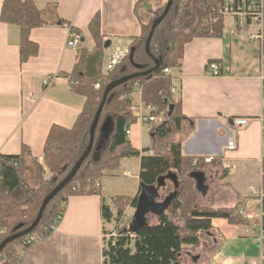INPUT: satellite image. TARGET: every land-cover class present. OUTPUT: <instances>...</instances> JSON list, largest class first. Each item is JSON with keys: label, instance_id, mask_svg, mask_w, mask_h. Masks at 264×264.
I'll list each match as a JSON object with an SVG mask.
<instances>
[{"label": "crops", "instance_id": "1", "mask_svg": "<svg viewBox=\"0 0 264 264\" xmlns=\"http://www.w3.org/2000/svg\"><path fill=\"white\" fill-rule=\"evenodd\" d=\"M140 1L35 0L50 26L32 30L31 40L39 46V55L21 64L20 28L1 20L5 0H0V155L19 156L26 146L31 157L44 167V179L51 177L44 165L50 130L55 125L72 129L87 101L73 92L69 75L81 65L86 78L102 76L109 49H132L142 34L136 12ZM98 14L101 47L89 30ZM61 21L65 24L60 25ZM73 29L82 38L78 51L67 47ZM254 34V25L242 29L234 19L225 18L220 36L195 38L186 45L181 66L172 68V89L176 91L174 99L182 102L184 117L194 120V132L188 138L182 134L172 139L160 137L159 125L140 121L141 116L154 114L143 104L138 85L132 95L137 121L128 127L130 146L141 153L150 149L146 155L153 156L165 151L170 142L184 140L185 157L205 161L211 158L217 163L195 170L190 177L199 204L221 209L243 203L242 215L251 222L232 225L226 219H213L210 240L198 250L205 257L194 252L193 257L189 256L193 264H264V208L251 191L261 189L264 166V124L258 119L264 115L263 42L252 40ZM210 63L220 66V76L211 73ZM47 79L52 80L49 87L44 85ZM238 117L255 121L238 130L232 122ZM164 124L167 125L165 119ZM102 134L95 161L105 148L108 130ZM232 139L237 141L235 151L228 149ZM127 149L128 145L122 146L117 155ZM141 160L142 156L120 161L119 171L126 178L134 177L131 168L135 170L138 184L133 196L108 199L101 182V195L71 197L58 228L26 250L21 264H103L106 233L114 231L115 224L103 220L102 204L115 212L116 197L135 198L139 194ZM28 166L32 177V160ZM117 172L106 171L104 178L116 177ZM19 196L22 199L23 193Z\"/></svg>", "mask_w": 264, "mask_h": 264}, {"label": "trees", "instance_id": "2", "mask_svg": "<svg viewBox=\"0 0 264 264\" xmlns=\"http://www.w3.org/2000/svg\"><path fill=\"white\" fill-rule=\"evenodd\" d=\"M143 2L145 0L139 2L136 11L142 34L135 39L131 54L120 63L115 72L88 79L83 75L81 65H77L69 75L73 92L84 96L87 101L72 129L55 125L50 130L44 152V165L51 177L44 179V167L31 157L26 146H23L19 156L0 155L1 245L7 238L33 225L44 200L68 177L84 155L90 144L91 127L107 86L129 75L152 71L156 66L155 59L161 62L159 70L130 80L110 93L96 131L93 150L77 176L47 206L38 227L31 234L4 248L0 254V264H21L22 254L28 250L24 242L35 235L50 237L54 232L53 224L63 211L62 206H66L71 197L101 195V184L98 187L97 182L101 183L106 171L118 170L121 159L125 157L142 156L140 190L135 198L116 197L115 212L103 202V220L115 224L114 231L106 233L109 238H105L103 264H193L187 253L197 252L210 240L213 219H226L232 225L251 224L242 215L243 203L233 208L221 209L199 204L195 184L190 177L195 170L205 165H216L214 160L207 163L205 159L185 157L182 153L184 140L170 142L165 151L156 152L153 156L146 155L150 149L141 153L131 147L127 140L128 127L137 121L132 111V95L137 85L142 91L143 104L155 109L154 116H163L166 120L168 126L161 124L157 129L160 137L172 139L182 134L184 138H188L194 132V120L184 117L181 100L174 99L172 94L173 76L164 71L181 66L185 47L195 38L220 36L223 30V19L215 21L210 28L203 24L204 19L212 14V0H174L170 12L155 30L152 28L153 24L163 15L167 3L153 20L145 22L141 14ZM1 20L20 28L21 64L39 55V46L31 40V32L50 24L43 20L35 0H5ZM59 24L64 25L65 22L61 21ZM89 30L97 46H103L100 14L93 19ZM73 32L77 31L73 29ZM152 32L150 55L146 44ZM97 84L101 85L100 89H96ZM105 129L108 130L106 145L99 160L95 161L93 157ZM124 145H128L127 151L121 156L117 155V150ZM29 160L38 169L40 177L37 187L30 186L27 179ZM161 187H165L167 196L162 200L164 211L159 215L160 223L156 226L130 227V223L125 222L128 208L138 209L142 197H149L153 208L158 197L155 193ZM20 192L23 193L22 200L18 199ZM178 218L183 221V225L176 223Z\"/></svg>", "mask_w": 264, "mask_h": 264}, {"label": "built area", "instance_id": "3", "mask_svg": "<svg viewBox=\"0 0 264 264\" xmlns=\"http://www.w3.org/2000/svg\"><path fill=\"white\" fill-rule=\"evenodd\" d=\"M212 14H210L207 18L204 19L203 24L206 27H209L218 19L232 18L236 22H238L239 27L245 29L249 26H255L256 34L252 35V40H260L264 42V0H212L211 5ZM211 33L214 34V30L211 29ZM82 38L81 35L77 32H72L69 40L67 42V47L73 49L74 51H78ZM108 54L105 59V65L103 69V76H107L115 72L120 63L131 54L130 48H122V47H113L108 50ZM209 68L211 73L214 76H220L221 68L217 63H210ZM167 75H172V69H166L164 71ZM44 85L49 87L52 85V80L47 79L44 82ZM101 85L97 84L96 89H100ZM172 94H176V91L172 89ZM150 111L153 113L155 109L149 107ZM262 124H264V115L258 118ZM140 121L142 122H150L157 125L164 124V118L156 117L154 115L149 116H141ZM255 119L253 118H244L238 117L233 119V125L236 126L238 130H242L247 128ZM127 136L131 134V131L128 129L126 131ZM228 149L230 151H235L237 149V141L236 139H232L228 143ZM213 159H206L207 163H211ZM262 179L263 183L261 189L255 190L251 189L252 193L258 197L259 203L262 208H264V166L262 168ZM101 183L97 182V186L99 187ZM65 205L62 206L63 211L59 214L57 219L53 224L54 231L60 225L65 212ZM129 216V215H128ZM126 217V216H125ZM126 219V218H125ZM129 221L131 220V216L128 217ZM45 238L42 235H35L29 237L24 245L29 248L34 246L35 244L41 242Z\"/></svg>", "mask_w": 264, "mask_h": 264}, {"label": "rangeland", "instance_id": "4", "mask_svg": "<svg viewBox=\"0 0 264 264\" xmlns=\"http://www.w3.org/2000/svg\"><path fill=\"white\" fill-rule=\"evenodd\" d=\"M166 3H167V0H145L142 6V9H141V14L145 22H149L153 20L158 15L159 10L162 9V7ZM119 170L120 168L118 170H115V172L118 171L116 177H105V178L103 177V179L101 180L103 188H104V192L102 190L103 195L108 199H110L111 197L117 196V195L133 196L135 194L138 181L136 179V173H135L134 168H131V171L134 176L132 178H126L123 174V171H119ZM29 176L30 175L28 173L27 179H28L29 185L32 187H37L39 185L40 176H39L38 169L36 166L34 169L33 176L32 177L31 176L29 177ZM155 195L156 196L158 195V197L154 201L156 205H154V207L149 211V213H147V215L143 218H139L137 216L136 214L137 209L130 208L129 210L128 208L129 211L127 210V212L125 213V216H126L125 222H129L130 227L137 228V227H141L144 225L156 226L160 223L159 215L161 212L164 211V207H163L164 204L162 203V200H164L163 198L167 196L165 187L157 188V192L155 193ZM18 199L22 200L20 196H18ZM128 215L131 216L130 221L128 219L129 217ZM175 221L177 224L183 225V221L180 218L176 219ZM108 238L109 236L107 235V239ZM196 253L198 255L199 254L202 255V257H205L204 254L201 253V250ZM187 254L191 257L195 255L194 252H190V251Z\"/></svg>", "mask_w": 264, "mask_h": 264}, {"label": "water", "instance_id": "5", "mask_svg": "<svg viewBox=\"0 0 264 264\" xmlns=\"http://www.w3.org/2000/svg\"><path fill=\"white\" fill-rule=\"evenodd\" d=\"M174 0H169L167 7L163 13V15L157 19L155 21V23L153 24V30H155L160 24L161 22L166 18V16L168 15V13L170 12L172 6H173ZM153 36V32L150 34L149 39L147 40V44H146V49L147 52L151 55L150 53V42H151V38ZM109 46V44L107 45ZM155 63L156 66L152 71H157L161 68V62L157 59H155ZM152 71H148V72H144V73H138V74H133V75H129L127 77H124L122 79L116 80L111 82L104 93V97H103V102L96 114V117L93 121L91 130H90V144L86 150V152L84 153V155L81 157V159L79 160V162L76 164V166L74 167V169L71 171V173L68 175V177L62 182L60 183L49 195L48 197L44 200L42 207L40 209L39 215L36 219V221L33 223V225L24 230L21 231L19 233H16L15 235L7 238L6 240L3 241V243L0 245V254L1 252L4 250V248L11 244L12 242H14L15 240H18L24 236H27L29 234H31L39 225L42 217H43V213L45 211V209L47 208V206L55 199V197L68 185L70 184L74 178L77 176L78 172L80 171L82 165L84 164V162L86 161V159L89 157V155L91 154L92 150H93V146L95 143V135H96V131L100 122V118L102 115V112L104 110V107L106 105L107 99L110 95V93L112 91H114L115 89H117L118 87L122 86L123 84L129 82L130 80L136 79L140 76H146L148 74H150ZM152 204L150 203V198L149 197H142L140 202H139V207L137 209V216L139 218H143L147 215V213H149V211L152 209Z\"/></svg>", "mask_w": 264, "mask_h": 264}]
</instances>
